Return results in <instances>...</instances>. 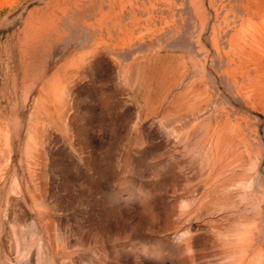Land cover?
<instances>
[{"label": "rangeland", "instance_id": "rangeland-1", "mask_svg": "<svg viewBox=\"0 0 264 264\" xmlns=\"http://www.w3.org/2000/svg\"><path fill=\"white\" fill-rule=\"evenodd\" d=\"M264 260V0H0V264Z\"/></svg>", "mask_w": 264, "mask_h": 264}, {"label": "clouds", "instance_id": "clouds-1", "mask_svg": "<svg viewBox=\"0 0 264 264\" xmlns=\"http://www.w3.org/2000/svg\"><path fill=\"white\" fill-rule=\"evenodd\" d=\"M251 264H264V260H261L259 262L257 261H252Z\"/></svg>", "mask_w": 264, "mask_h": 264}]
</instances>
